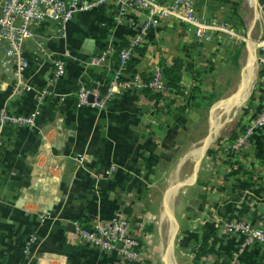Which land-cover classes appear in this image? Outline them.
I'll return each mask as SVG.
<instances>
[{"label":"crops","instance_id":"0c3cea01","mask_svg":"<svg viewBox=\"0 0 264 264\" xmlns=\"http://www.w3.org/2000/svg\"><path fill=\"white\" fill-rule=\"evenodd\" d=\"M230 1L199 0L202 21L219 29L210 39L200 41L186 24L163 19L149 29L140 44L145 50H134L122 66L115 60L116 52L99 67L91 66L90 59L106 49L117 51L128 46L149 20L147 12L129 8L121 14L117 5L108 2L76 12L65 36L53 23H42L26 45L30 60L27 84L35 88L47 84L52 71L47 55L65 57L67 71L41 104L34 91L14 93V76L3 66L6 45H0V111L7 108L27 115L39 111L36 126L7 127L11 133L4 134L0 147V264H37L34 257L23 252V242L31 233L39 236L35 255L45 258L40 264H48L50 257L49 264H123L118 251L101 252L80 243L76 231H70L62 220L90 226L129 208L132 229L142 238L141 228L149 218L146 207L162 200L165 210L160 215L158 234L162 252L166 251L165 264H176L175 254L183 257L182 264H231L230 254L238 248L239 239L228 233L225 224L244 215L255 225L263 224L257 207L264 204V129L248 145L235 150V140L229 139L230 134L223 135L222 116L226 112L219 110L213 119V107L232 95L216 101L209 115L204 111L207 98L224 89L222 75L235 68L236 74L240 73L233 63L245 57L241 44L248 46L251 72L256 70L252 43L240 39L239 31L236 34L221 28L227 25L249 34L254 27L253 9L248 5L243 12L240 0ZM234 1L239 3L236 13L230 7ZM230 12L232 20L240 19L241 23L231 26V18L225 19ZM259 53L263 58L264 49ZM177 59L184 62L181 88L162 94L159 100L150 98L144 88L109 91L116 73L124 82L137 72L150 75L152 68L169 67ZM245 68L247 63L238 83L226 86L235 87L234 94L240 92ZM82 86L99 90L103 97L109 93L105 107L80 104L77 91ZM194 89L197 94H193ZM252 96L243 125H250L264 110V78H259V73L248 95L249 103ZM182 106L184 111H180ZM208 122L215 128L202 131ZM235 131L241 132L238 128ZM43 151L53 153V158L46 160ZM53 174L55 180L49 177ZM243 207L248 211L238 215L237 210ZM168 221L172 223L169 228ZM205 237L220 241L215 252L195 262ZM64 242L79 246V251L64 252ZM241 264H264V249L257 244L247 246Z\"/></svg>","mask_w":264,"mask_h":264},{"label":"built area","instance_id":"2783aa9c","mask_svg":"<svg viewBox=\"0 0 264 264\" xmlns=\"http://www.w3.org/2000/svg\"><path fill=\"white\" fill-rule=\"evenodd\" d=\"M108 2H112L120 8L121 14L127 9L144 11L149 15V20L140 29V34L133 39L128 47L118 52L122 65H126L130 60L136 46L145 41L151 27L160 25L163 19L173 18L186 24L193 30L195 36L200 40H208L214 35L217 28L209 27L202 21L199 15V0H171L162 2L160 0H0V45H6L3 66L6 73L12 72L15 79L14 93L23 95L27 91L33 92L39 104L51 95L50 87L60 83L67 71V60L65 57H52V71L47 84L43 88H35L27 84L26 73L30 67V60L27 57L26 45L30 39L35 38V27L44 22H51L56 25L59 34L65 36L69 22L76 12L96 9ZM224 30L233 32L227 25L222 26ZM220 28V31H221ZM227 30V31H228ZM116 51L112 48L98 52L90 59V65L99 67L108 63L109 56ZM109 91L112 93L117 87L122 89L150 87L154 91L162 94L171 91L165 84V80L160 67L150 70V80L146 82L141 73L137 72L132 78L122 82L118 73L115 74L109 83ZM94 96V101H89V96ZM63 97V95H60ZM80 104H92L99 108H104L110 94L103 97L99 90L89 89L82 86L77 91ZM39 111L31 114L13 113L7 108L0 111V147L4 144L3 130L6 127H34L37 123ZM264 129V110L260 111L251 121L250 125L239 133L232 145L233 149L239 150L245 147L255 136ZM47 149V148H46ZM50 158L53 153L45 151ZM110 171H106L109 175ZM257 212L262 216L263 224L255 225L249 216L244 215L231 219L226 225L230 235L237 236L239 244L237 249L231 251V264H241L242 256L247 246L259 245L264 249V204L257 207ZM132 219L123 211H117L108 220L99 219L88 228L81 221L75 222V231L80 243L95 247L101 252L118 251L123 262L126 260L141 261L145 264H158V261L150 256L153 252L149 247L141 244L140 237L132 229ZM39 242L38 235L31 233L24 243L23 252L25 256L34 257L36 261H41L43 257L35 255V247ZM41 263V262H40Z\"/></svg>","mask_w":264,"mask_h":264},{"label":"rangeland","instance_id":"374dc122","mask_svg":"<svg viewBox=\"0 0 264 264\" xmlns=\"http://www.w3.org/2000/svg\"><path fill=\"white\" fill-rule=\"evenodd\" d=\"M233 3H238V2L234 1ZM239 3H240V9L243 12H246L248 5H250L251 9H253L252 10V16L254 15V27L250 31L249 34H247V32L245 33L240 28H235V29H233V31L236 34H238V31H239L240 32L239 35L241 37L240 39H243V38L247 39L248 42H250V44L252 43V46L255 47V50H253V51H255V54L257 56V60H256V71L257 72L255 71L252 79L250 80V82L246 86L243 96H241L237 100L236 108L231 110V112L223 114V116H222L223 120H224L223 124H225L223 127V135H225V136L231 134L232 131H235L237 128L240 129V131H242V127H245L247 125V124L243 125V123H242V118L245 116L244 115L245 108L249 104V98L247 100H246V98L248 97V95L250 93L253 81L255 79V75H256V80H257L258 73H259L260 69L262 68V65H264V57L262 58V56L259 53V49H264V0H249V1L248 0H240ZM239 3H238V7H239ZM230 7H231L232 12H233L235 9L234 4H231ZM232 12H230V15L227 16L225 19L231 18V20L229 21L231 26L236 25L237 21H239L241 23L240 19L234 18V20H232V16H231ZM232 21H234L233 24L231 23ZM225 22H227V20L226 21L223 20L222 23L225 24ZM242 41H244V40H242ZM241 45H242V49L245 50V57H244V59L240 60V62H237V63L234 62L233 63V66H236V65L239 66L240 73L236 74V72H235L236 68H235L233 72L228 73V74L225 73L224 75H222V80H223V84L225 87H224V89H221V88L219 89L218 95H214V96L211 95L212 98H211L210 102L208 103V106L206 108L204 107V111L205 110L209 111L208 115L210 114V110L216 101L222 100L224 98H228L236 92L235 87L226 88V86H229V85L233 86L234 84L238 83L241 80L240 78H241V74H242V68L248 61V57L246 55L248 46L245 43L241 44ZM242 100H245V101L242 102ZM219 110L222 112L221 101L218 102V104L213 107V119L217 118V116L219 115V112H218ZM214 128H215V126H213L211 122H208V124L205 126V128L203 127L201 129H202V131L208 130V132H210ZM47 149H49V148L47 147ZM42 153H43L45 159L50 161L48 155L44 151ZM196 165H197V163H196ZM198 165H199V163H198ZM193 168H194V165H193ZM53 176L55 177V174H53L52 176L49 175V177H53ZM54 177L52 180H55ZM52 180L50 179V182H53ZM156 195H157L156 196V200H157L158 192H156ZM160 200L161 199H159L157 201H160ZM146 210L148 213H145V214H147L146 216H149V218H146L147 220L145 221V225L141 228L140 234L142 235V238H140V241H141L140 243L149 247V249L153 252V254H151V255L158 261V264H165V262L163 260V252L165 253L166 251L164 249V251L162 252V246L160 245V235L158 234V231H159L158 228L160 226V221H161L160 215H161L162 211L165 210V206L163 205V200L161 202H157V203L154 201L153 204L146 207ZM162 220L164 222L165 218H162ZM172 222L176 224V217H174V220ZM170 223H171V221H168V223H166L167 228H169ZM161 225H162V222H161ZM167 243H168V241L166 239L164 241L165 246H167ZM177 255L178 254L174 255L175 260H176V264L184 263L183 257H181L180 254H179V256H177ZM40 257H42V255ZM53 259H55V257H53ZM35 262L37 264H40L41 261L40 262L35 261ZM51 262H52V258L50 257L49 263H51Z\"/></svg>","mask_w":264,"mask_h":264},{"label":"trees","instance_id":"16d2710c","mask_svg":"<svg viewBox=\"0 0 264 264\" xmlns=\"http://www.w3.org/2000/svg\"><path fill=\"white\" fill-rule=\"evenodd\" d=\"M234 6H235L234 13H236V12H238V3H234ZM241 19L244 21V17H242ZM126 46H121L120 48H116L117 51H116V54H115V60L118 63H120V59H119L118 52L121 49L125 48ZM140 46L141 45L136 46L134 50H139L140 52H143L145 50V48L144 47H141L140 48ZM183 67H184L183 60L182 59H177V60H175V62L171 66H169V67H162L161 68L162 69V74H163V77H164V80H165V84L167 85V87L169 89H171V91L179 90L181 88V80H182V70H183ZM141 75H142L143 79L146 82H148L150 80V75H146V74H141ZM195 76L197 78L201 77V75H199L197 73H195ZM259 78H264V67L261 68V70L259 72ZM41 88H43V86ZM196 90L197 89H194L195 92H193V94L194 93L197 94V91ZM105 91L106 90L103 89V92L102 93L104 94ZM144 91L147 92V93H149L150 94V98H152V99L159 100L162 97V93L161 92L154 91L150 87H144ZM196 97H197V95L194 96L193 99L196 98ZM205 98H207V97H204V96L202 97V99H205ZM211 98H212L211 96L207 98L209 100V102H210ZM252 99H253V96L251 97V100H250L249 105H247V111H246V113H248L250 111V109H251L250 105L252 103ZM184 110H185V107L184 106L180 107V111H184ZM246 126L245 127H242V131L246 128ZM10 133H11V131L9 129H7V127L4 128L3 134H5V136H8ZM238 136H239L238 131L237 132L236 131H232V133L229 135V139L235 140V139L238 138ZM237 211L239 213L238 215H240V214H243V213L247 212L248 211V208L247 207H243L241 209H238ZM124 212L126 214H128V215L132 213V211L129 208L128 209H125ZM137 221H138V219L135 218V222H137ZM84 226L87 227V228L89 227V225H87V224H85ZM28 237H27V239H28ZM38 238H39V236H38ZM209 239H210V237H205L201 241V244H200L199 249H198L197 254H196V258H195L196 260H195V262L199 261V259L201 260L204 257H207L209 253H213V252L216 251L217 243L220 240L213 239L212 242H211V241H209ZM25 241H26V239H25ZM25 241L23 242V247H24ZM79 249H80L79 246H73V245H70V244H68L66 242H64L63 245H62V250L64 252H67V253H70V252L71 253H76L77 251H79ZM123 264H145V263H143L141 261H136V260H126Z\"/></svg>","mask_w":264,"mask_h":264},{"label":"bare ground","instance_id":"6f19581e","mask_svg":"<svg viewBox=\"0 0 264 264\" xmlns=\"http://www.w3.org/2000/svg\"><path fill=\"white\" fill-rule=\"evenodd\" d=\"M249 61L247 62V68L244 69V72L246 71V74L244 73L243 75V79H242V82H241V86H240V92L232 95L230 98L228 99H225V100H222L221 101V109H223V111H225L226 113L231 111L232 109H235L236 106H237V103L236 101L241 97L243 96L244 92H245V89L246 86L248 85L249 83V80L251 79V77H253L254 75V69L252 70L251 72V68H252V63L251 64H248ZM255 66H256V57H255ZM256 71V70H255ZM238 89V88H237ZM248 98V97H247ZM246 98V100H247ZM245 101V100H242V102ZM201 154V152H200ZM177 190V189H176ZM45 259V258H42V260ZM41 260V261H42Z\"/></svg>","mask_w":264,"mask_h":264},{"label":"water","instance_id":"95a60500","mask_svg":"<svg viewBox=\"0 0 264 264\" xmlns=\"http://www.w3.org/2000/svg\"><path fill=\"white\" fill-rule=\"evenodd\" d=\"M49 89H50V91H53V86H51ZM89 101L90 102L94 101V96L93 95L89 96ZM62 224L66 225L69 228L70 231H74L75 230V225L73 223L67 222L66 220H62Z\"/></svg>","mask_w":264,"mask_h":264}]
</instances>
